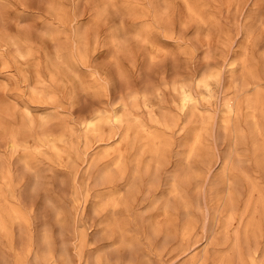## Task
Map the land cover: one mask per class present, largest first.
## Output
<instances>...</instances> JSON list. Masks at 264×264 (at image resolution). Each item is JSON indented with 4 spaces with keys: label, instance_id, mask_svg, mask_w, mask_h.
I'll list each match as a JSON object with an SVG mask.
<instances>
[{
    "label": "rangeland",
    "instance_id": "1",
    "mask_svg": "<svg viewBox=\"0 0 264 264\" xmlns=\"http://www.w3.org/2000/svg\"><path fill=\"white\" fill-rule=\"evenodd\" d=\"M0 264H264V0H0Z\"/></svg>",
    "mask_w": 264,
    "mask_h": 264
},
{
    "label": "bare ground",
    "instance_id": "2",
    "mask_svg": "<svg viewBox=\"0 0 264 264\" xmlns=\"http://www.w3.org/2000/svg\"><path fill=\"white\" fill-rule=\"evenodd\" d=\"M197 101V97L194 93L189 92L187 90L183 91V104L184 107H187L191 103H195ZM199 140V138H197ZM153 140L152 137L148 139V143H150ZM142 151H144V145L141 147ZM153 152H158V149L152 148ZM6 211V209H5Z\"/></svg>",
    "mask_w": 264,
    "mask_h": 264
}]
</instances>
